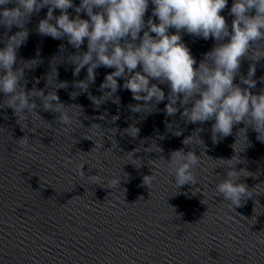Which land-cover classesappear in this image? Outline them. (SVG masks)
<instances>
[{"label": "clouds", "instance_id": "obj_1", "mask_svg": "<svg viewBox=\"0 0 264 264\" xmlns=\"http://www.w3.org/2000/svg\"><path fill=\"white\" fill-rule=\"evenodd\" d=\"M149 3L154 7L151 16L145 21ZM227 5L228 0H80L78 6L74 0H0V27L9 32L13 27L20 29L7 37L4 47L0 48V93L5 96L4 105L13 110L18 123L27 119L28 113L33 119H41L35 111L37 105L30 102L31 97H39L45 111L59 113L58 122L64 125L65 130L78 120L79 114L73 112L72 108L82 111L79 106H65L55 91L47 95L42 89L25 91L27 81L24 79V69L32 68L37 63L35 60L22 61L23 67H14L18 49L28 39L26 23L33 14L47 8L37 31L53 39L66 37L68 43L77 49V54L70 57L74 65L73 75L79 76L85 68L87 75L84 80L75 82L76 87L87 92L89 85L95 83L96 69L101 66L115 69L105 76L100 85L103 96L98 98L89 95L97 107L121 88L117 78H123V89L129 90L134 100L143 101L142 104L129 105V109L134 113L151 112L154 104L166 99L165 92L158 84H150L151 80H156L159 84H167L170 89L167 95L169 102L164 109L166 115L174 116L177 113L178 101L182 107L191 104V107H184L182 117L192 124L214 120L211 127L214 143L218 142V137L232 135L233 127L241 123L245 128H241L239 133L243 132L245 138L247 128L251 127L258 134L257 138L264 141V90L259 94L251 91L257 84L253 79L256 63L264 59V50L258 46L264 42V0H233L229 12L234 17L231 31L225 17L221 15ZM68 9H74V18H70ZM55 10H59L60 15L55 16ZM81 13H85L88 19H82ZM169 29H175V32L170 33ZM182 32L217 42L211 51L204 54L198 67L194 68L197 61L182 42ZM225 38H228L227 43L222 42ZM85 40L87 51L80 52ZM137 40L139 44L135 43ZM244 58L252 63L247 76H240V84L246 85L241 87L234 80ZM138 66L140 71H136ZM260 79L264 82V77ZM66 87L67 83L61 82L55 88ZM70 95L75 99L77 93ZM114 102H119L118 97ZM21 128L24 129V126ZM200 131L202 129L196 130L197 133ZM125 132L134 138L139 129L131 125ZM196 137V144H203L198 135ZM28 141V137L24 136L18 140V146L27 148ZM193 142V136L183 141L185 145ZM128 154L132 159L133 153ZM161 159L166 162L165 170L174 177L177 189L198 183L194 169L201 164V156L180 149L170 154V160ZM219 160L230 170L226 178L215 185L213 192L215 196H222L224 201H228V206L234 210L241 206L244 199L253 196L247 184L237 181L241 176L247 178L253 174L245 169H235L234 165L241 162L236 156ZM84 165L77 166L80 175H85ZM88 178L97 185L102 179L100 175ZM155 179L153 173L144 176L143 183L150 188ZM120 180L119 176L110 179L107 188L120 186ZM201 203L205 204L204 199Z\"/></svg>", "mask_w": 264, "mask_h": 264}]
</instances>
